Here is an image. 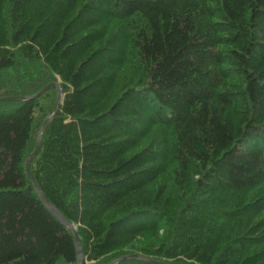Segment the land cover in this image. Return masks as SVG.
<instances>
[{
    "label": "trees",
    "instance_id": "1",
    "mask_svg": "<svg viewBox=\"0 0 264 264\" xmlns=\"http://www.w3.org/2000/svg\"><path fill=\"white\" fill-rule=\"evenodd\" d=\"M50 83L83 264H264V0H0V96ZM55 98L0 101V264H76Z\"/></svg>",
    "mask_w": 264,
    "mask_h": 264
},
{
    "label": "water",
    "instance_id": "2",
    "mask_svg": "<svg viewBox=\"0 0 264 264\" xmlns=\"http://www.w3.org/2000/svg\"><path fill=\"white\" fill-rule=\"evenodd\" d=\"M49 88H54L56 90L55 102H54L52 110H51V112H50V114L48 116V118H49L48 122L46 123L45 126H42L39 129L38 133H37L34 149L31 152V154L27 157V159L25 161V164H24V169H25L26 175H27V177L29 179V182H30L31 186L34 189V192L38 196V198L41 201V203L71 233V235L73 237V241H74L75 252H76V264H83L84 260H83L82 247H81V244H80V240H79L78 234L76 232V228L74 227V225H72L70 222H68L62 216V214L58 211V209L46 198V196L42 192L40 186L34 180V178L32 177V175L30 173V162L35 157V155L37 154V152L39 150L40 141H41V138H42V135H43V133L45 131L46 126L48 125L49 121L56 114L57 106H58V103H59V100H60V97H61L60 87L57 84H55V83H50V84H47L42 90H40L38 93H36L34 95H31V96H9V97L0 96V101H28V100H32L34 98H37V97L41 96ZM46 119L44 120V122L46 121ZM130 259L141 260V261L148 262L150 264H168V263L163 262V261H159V260H155V259H152V258L144 257V256H142L140 254H128V255H125V256H123L121 258L113 260L109 264H117V263H119L121 261L130 260Z\"/></svg>",
    "mask_w": 264,
    "mask_h": 264
},
{
    "label": "rangeland",
    "instance_id": "3",
    "mask_svg": "<svg viewBox=\"0 0 264 264\" xmlns=\"http://www.w3.org/2000/svg\"><path fill=\"white\" fill-rule=\"evenodd\" d=\"M144 237H141V238H139V239H137L135 241V243H134V249H135V246L136 245H141L142 243L143 244H146V242L149 243V241H148L149 240V237L147 235L144 236ZM131 251H135V250H131L129 247H126V248L120 249L118 252L119 253H126V252H131ZM92 263H93V261H91V262L85 261V264H92Z\"/></svg>",
    "mask_w": 264,
    "mask_h": 264
}]
</instances>
